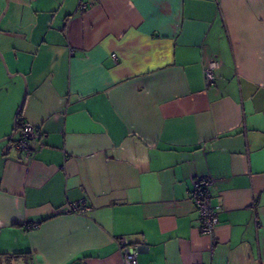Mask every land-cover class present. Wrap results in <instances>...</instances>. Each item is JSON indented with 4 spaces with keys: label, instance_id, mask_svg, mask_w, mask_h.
I'll use <instances>...</instances> for the list:
<instances>
[{
    "label": "crops",
    "instance_id": "0c3cea01",
    "mask_svg": "<svg viewBox=\"0 0 264 264\" xmlns=\"http://www.w3.org/2000/svg\"><path fill=\"white\" fill-rule=\"evenodd\" d=\"M0 52V264H264V0H0Z\"/></svg>",
    "mask_w": 264,
    "mask_h": 264
},
{
    "label": "built area",
    "instance_id": "2783aa9c",
    "mask_svg": "<svg viewBox=\"0 0 264 264\" xmlns=\"http://www.w3.org/2000/svg\"><path fill=\"white\" fill-rule=\"evenodd\" d=\"M86 7L85 3H80L78 9H83ZM115 57V53L111 54ZM218 66L216 59L212 58L208 61L204 68V78L207 84H212L216 79L215 70ZM40 137V130L30 123L23 122L21 125L18 137L15 141V146L20 150L24 151V157H28L30 153V147L28 141L30 139H36ZM212 181L205 177L200 176L193 180V187L191 192V198L198 211L199 218V230L202 234L209 236L213 239L214 230L218 224V212L216 207L211 203L210 199V186ZM79 207L77 205H71V211H77ZM82 209V208H81ZM36 227V225L26 224L25 228ZM120 251L122 254L123 264H137V253L138 247L136 245H131L126 238L121 237L119 239Z\"/></svg>",
    "mask_w": 264,
    "mask_h": 264
},
{
    "label": "trees",
    "instance_id": "16d2710c",
    "mask_svg": "<svg viewBox=\"0 0 264 264\" xmlns=\"http://www.w3.org/2000/svg\"><path fill=\"white\" fill-rule=\"evenodd\" d=\"M21 109H22V106L19 107V110H18V112H17L16 119H15V128H16L15 132H16V131L21 127V125L23 124V123L21 122V118H20V115H21Z\"/></svg>",
    "mask_w": 264,
    "mask_h": 264
},
{
    "label": "water",
    "instance_id": "95a60500",
    "mask_svg": "<svg viewBox=\"0 0 264 264\" xmlns=\"http://www.w3.org/2000/svg\"><path fill=\"white\" fill-rule=\"evenodd\" d=\"M0 59H1V61L3 62V65H4L5 69H6V68H7V67H6V63H5V61H4V57H3V55L1 54V52H0ZM25 98H26V92H25V94H24V96H23V99H22V101H21L19 107H21V106L23 105V103H24V101H25ZM15 130H16V128H14V131L10 134V137L14 135Z\"/></svg>",
    "mask_w": 264,
    "mask_h": 264
},
{
    "label": "rangeland",
    "instance_id": "374dc122",
    "mask_svg": "<svg viewBox=\"0 0 264 264\" xmlns=\"http://www.w3.org/2000/svg\"><path fill=\"white\" fill-rule=\"evenodd\" d=\"M24 94H25V90H22V93H20V97L18 98V105H17V107H19V105H20V103H21V101L23 99Z\"/></svg>",
    "mask_w": 264,
    "mask_h": 264
}]
</instances>
